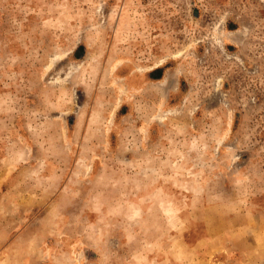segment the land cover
Segmentation results:
<instances>
[{"label": "rangeland", "instance_id": "rangeland-1", "mask_svg": "<svg viewBox=\"0 0 264 264\" xmlns=\"http://www.w3.org/2000/svg\"><path fill=\"white\" fill-rule=\"evenodd\" d=\"M0 264H264V0H0Z\"/></svg>", "mask_w": 264, "mask_h": 264}]
</instances>
